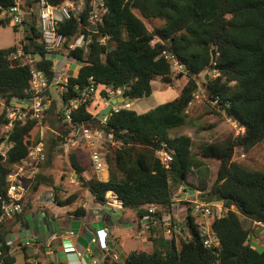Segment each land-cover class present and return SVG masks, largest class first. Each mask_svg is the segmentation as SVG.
<instances>
[{"label": "trees", "instance_id": "1", "mask_svg": "<svg viewBox=\"0 0 264 264\" xmlns=\"http://www.w3.org/2000/svg\"><path fill=\"white\" fill-rule=\"evenodd\" d=\"M36 1L23 0L22 7L33 6ZM47 1L56 6L65 1L83 4L79 16L58 27L66 44L81 33L90 36L87 49L61 51L82 65L75 76L67 78L57 108L49 91L53 63L46 56L32 17L24 22L17 45L0 49V103L32 96L27 67L11 66L7 61L10 52L21 48L38 55L35 65L48 83L41 94L48 101L42 122L48 129L42 138L45 160L40 168L63 155L66 139L82 126L112 136L113 144H104L107 181L94 176L85 179V169L75 154L69 152L66 156L77 180L96 202L104 203L106 192L112 191L123 207L134 208L139 217L146 218L153 247L150 252L134 251L124 260L107 257L105 264H264V248L250 246L252 231L240 222L243 216L251 223L264 225V171L247 169L233 160L235 150L248 152L264 140V0H101L107 13L95 24L87 22L93 0ZM11 4L12 0H0V13ZM8 25L9 18L0 17V27ZM100 36L106 37L103 45L96 42ZM212 51L216 54L214 60ZM162 52L175 58L187 78L173 99L143 113L133 105L111 110L104 120L89 103L73 111L71 122L63 121V104L76 95L74 86L87 84L89 78L94 81L98 98L106 99L110 89L123 87L121 96L130 103L149 97L156 80L171 87L170 63ZM204 71L215 76L199 84L198 77ZM199 87L204 97L214 102L209 115L221 114L242 131L203 144L192 153L191 138L172 132L186 123L187 108ZM6 122L2 109L0 129ZM36 126L35 121L28 120L11 130L12 147L5 160L0 156V198L5 196L10 170L27 157L30 144L38 140L30 135ZM163 145L171 156L168 169L155 155ZM206 161L214 163L215 179L197 197L204 203H220L225 209L211 225L219 241L214 251L204 248L190 214L185 213L182 233L176 241L166 237L163 225L165 216L173 222L170 186H184L190 170L207 166ZM40 179L36 174L31 185L45 178ZM74 198L76 194H71L61 203H71ZM151 205L156 207L154 213L148 212ZM0 262L17 264L1 231Z\"/></svg>", "mask_w": 264, "mask_h": 264}, {"label": "built area", "instance_id": "2", "mask_svg": "<svg viewBox=\"0 0 264 264\" xmlns=\"http://www.w3.org/2000/svg\"><path fill=\"white\" fill-rule=\"evenodd\" d=\"M22 1L23 0H12V4L7 9L1 11L0 17L9 18V24L16 27L17 31H23L24 22L29 21L32 17L35 19L40 31L43 49L47 58L53 63L54 76L51 85L59 84V88L62 90L67 82V78L72 76L67 75L65 72L70 64L75 62L79 63L81 66L82 63L62 54L61 51H70L77 48L87 49L90 36L81 33L66 44V37L58 31V27L61 22L79 16L83 9V4L81 2L74 3L72 1H65L63 4L56 6L50 4L47 0H37L35 5L23 8ZM81 6L82 8H80ZM106 13L107 8L103 2L101 0H93L91 9L88 11L87 22L94 24L100 23ZM87 31L92 33L89 29H87ZM105 41L106 37L104 36H100L96 39V42L100 45H103ZM162 55L165 60L170 63L171 71L178 72L182 69L181 65L178 64L172 55L166 52H162ZM37 60L38 55L24 52L21 48H17L7 56V61L11 66L18 65L27 67L29 70L31 77L30 91L32 96L23 99L13 98L8 104H3L7 122L0 129V156L4 160L6 159L7 151L12 147L9 134L16 124H24L28 120H33L37 123V126L43 128V116L47 109L48 101L44 100L41 94L43 90L48 87V83L43 72L35 65ZM74 89L76 95L63 104L64 122H71L73 111L81 105H89L94 95L97 93L92 78L88 79L87 84L82 86L75 85ZM123 90V87L110 89L109 96L106 100L117 101L124 99L121 96ZM131 105L132 103L126 102L124 99L122 103L116 102L111 110L118 111L120 109H128ZM101 119L104 120L105 116ZM37 135L39 139L30 144L27 157L20 164L15 165L6 178V193L3 198H0V222L20 213L22 199L27 190V181L39 172L40 164L45 160L44 143L42 141L43 130L39 129ZM71 135L72 137L67 138L63 146L67 149L68 146L73 147L78 144L85 145L88 149L90 165L94 172L99 174L103 171H107L104 144H106V142L113 144L112 136L110 134L105 135L102 130L85 126L77 129ZM155 155L159 159L161 165L168 169L171 156L165 150L164 145L162 149L155 152ZM184 202H187L189 205V214L196 223V229L202 239L204 248L214 251L219 246V241L215 237L211 225L215 219L220 218L224 214L225 209L220 203H204L198 200H186V198ZM105 203L113 208L122 207L121 200H119L112 191L106 192ZM155 210L156 207L154 205L148 208L149 213H154ZM147 224L148 221L146 220L143 226L148 228ZM152 224L155 225L156 222L152 221ZM163 225L166 228L165 234L170 235L175 225L169 220L168 216L163 218ZM28 244L29 243H25V245ZM106 256L113 260H117V256L110 255L108 251H106V255L101 258H95L90 254V259L87 264H105ZM0 264L3 263L0 262ZM29 264L38 263L32 260Z\"/></svg>", "mask_w": 264, "mask_h": 264}, {"label": "crops", "instance_id": "3", "mask_svg": "<svg viewBox=\"0 0 264 264\" xmlns=\"http://www.w3.org/2000/svg\"><path fill=\"white\" fill-rule=\"evenodd\" d=\"M79 67V63L72 62L65 72L67 75L75 76ZM96 96L98 97L97 93L90 105L100 114V111L107 106V102L105 98L97 99ZM195 103L197 101L190 105ZM186 112L188 114V109ZM39 129L43 130L44 135L48 127L45 125L43 128L34 127L30 134L33 140L39 139L37 135ZM172 134H182L191 138L185 133L175 134L173 131ZM191 140L193 141L192 138ZM78 145L81 150H85V145ZM72 148L70 152L74 153L79 147L74 145ZM76 153L78 152L74 153L77 162L85 169L82 175L85 179L94 176L99 181H107L108 171L96 174L91 166V170L88 171L86 165L81 164L83 158ZM66 154H68L67 150L63 155L55 156L50 164L39 168L37 174L41 176L40 180L45 178V183L39 181L33 187L32 178L28 180L20 213L0 222L1 235L9 244L10 254L16 263L29 264L35 260L38 264H87L90 254L95 258H101L108 251L110 255L117 256V260H124L134 251L150 252L153 247L150 240L151 233L149 228L143 226L146 218L139 217L134 208L123 206L113 208L105 201L104 203L96 202L89 191L77 180ZM60 159L61 162L67 159V164L61 163L60 166ZM87 162L89 163V159ZM54 164L57 167L56 170L52 169ZM193 171L196 177L195 183L199 182L197 178L201 174L200 167L192 168L186 176L185 185L175 187L176 198L172 197L171 211L175 207L174 201L177 205L184 203V190L186 187L190 188V174ZM64 174H66L65 177H63ZM203 190L205 187L196 189L194 191L196 197L191 199L196 200L197 195ZM71 194H76V198L71 203H61ZM180 195L183 196L179 198ZM182 224L178 226L179 230L183 229ZM256 228L264 229V225L251 223V226L247 228L252 231L249 235L250 246L254 249L264 248V234L262 231L256 232ZM174 233L172 230L170 235H165L173 237L176 241L177 237ZM25 243L29 244L25 245Z\"/></svg>", "mask_w": 264, "mask_h": 264}, {"label": "rangeland", "instance_id": "4", "mask_svg": "<svg viewBox=\"0 0 264 264\" xmlns=\"http://www.w3.org/2000/svg\"><path fill=\"white\" fill-rule=\"evenodd\" d=\"M82 8V6L80 7ZM36 27L38 28L37 24ZM21 31H14V28L11 24L8 26H1L0 27V49L7 48L13 45H17L19 40L22 38L23 34ZM180 76H179V74ZM171 76L173 77V81L171 84V87L168 85H165L163 83H160L158 80L153 82V92L151 96L144 98L139 101H134V109L137 111L145 112L147 110L152 109L154 106L163 103L165 101L173 99L177 94L178 91L181 89V87L186 83L187 78L186 75L181 69L178 72L171 71ZM179 76V77H178ZM215 76V73L212 72H206L204 71L201 73L198 77V83L204 82L207 79H210ZM199 83V84H200ZM59 84H54L49 87L50 95L52 98L56 101L57 108H60V101H59V94L61 92L59 88ZM194 100L191 102L197 101L195 104H189L188 106V114L186 116V125L180 128L174 129L175 134L185 133L193 139L192 141V153H196L199 149V147L206 143H213V142H219L229 136H237L239 133H241L242 129H240L235 123L231 122L229 119H226L221 114L217 116L215 115H209V111L211 110V107L213 106L212 101L207 100L203 93H202V87L198 88L195 92ZM97 99H99L96 96ZM96 99V100H97ZM3 105L0 103V112L2 111ZM93 110V108H90ZM223 117V119H220ZM78 146V150H76L83 159L81 160L82 165H86L88 171L91 170L90 162L88 163L87 160L89 159L88 149L85 147V150L80 149V145ZM84 146V145H83ZM71 146L66 147L63 146V150L65 149L68 151V153L73 149H71ZM75 151V152H76ZM79 151H81L83 154H81ZM74 152V153H75ZM233 160L242 164L243 167L251 170H257V171H264V140H262L260 143L255 145L253 148H251L248 152L242 153L241 150H235L233 155ZM64 165L67 164V159L64 160ZM207 166L200 167V173L198 179V183H195V173L194 171L190 174V188L186 187V190H184V197L186 200H192L191 198L196 197L195 193L190 194L189 190H192L193 192L198 188L205 187V190L209 188V186L212 184V182L215 179V169H214V163L211 161H206ZM61 166V165H60ZM52 169L56 170L57 167L54 164L52 166ZM66 174L63 175L65 177ZM70 175V174H68ZM67 175V176H68ZM172 197L176 198L174 195L176 192V189L174 186H170ZM192 188V189H191ZM183 195H180L182 197ZM198 196V195H197ZM178 198V197H177ZM175 200V199H174ZM198 201L199 197H197ZM175 207L173 208V211H171V217L173 220V224L175 227L172 229L174 230V234L176 237L182 233L181 230H179L178 226H180L183 223V220L185 218L186 209H189V205L187 202L182 203V205L175 203ZM240 222L241 225L244 228H249L251 226V222L246 219L243 216H240ZM179 223V225H178ZM262 231L264 234L263 228H256V232ZM169 238V237H168ZM264 247V246H263ZM263 248H257V250H262ZM123 260V259H121Z\"/></svg>", "mask_w": 264, "mask_h": 264}, {"label": "water", "instance_id": "5", "mask_svg": "<svg viewBox=\"0 0 264 264\" xmlns=\"http://www.w3.org/2000/svg\"><path fill=\"white\" fill-rule=\"evenodd\" d=\"M215 55H216L215 52L212 51V60L215 59ZM179 76H180V74H179ZM106 101H107V106L103 110L100 111V118H102V116H107L109 114V112L111 111L112 106L114 104H116V102L117 103L124 102V99H120V100H117V101H114V100H106ZM189 193L192 194L194 192L192 190H189ZM189 213H190V210L188 209L186 214L189 215Z\"/></svg>", "mask_w": 264, "mask_h": 264}]
</instances>
